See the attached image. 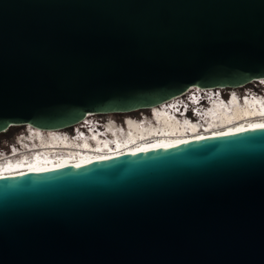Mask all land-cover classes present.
<instances>
[{"label": "water", "instance_id": "1", "mask_svg": "<svg viewBox=\"0 0 264 264\" xmlns=\"http://www.w3.org/2000/svg\"><path fill=\"white\" fill-rule=\"evenodd\" d=\"M264 76V0H0V131ZM0 264H264V125L0 175Z\"/></svg>", "mask_w": 264, "mask_h": 264}, {"label": "bare ground", "instance_id": "2", "mask_svg": "<svg viewBox=\"0 0 264 264\" xmlns=\"http://www.w3.org/2000/svg\"><path fill=\"white\" fill-rule=\"evenodd\" d=\"M264 79V76L252 78L246 82L237 85H224V86H198L196 84L188 85L182 92L177 93L171 97H168L159 103L152 104L146 108L142 109H132L127 111H121L123 114L121 122H107V125L113 126L115 123L119 125L120 132H114V143H110L107 135L100 136L99 134L93 136H84L83 138H73L69 140L71 142L70 145L53 143L52 145H46L49 141H58L63 140L61 135L62 131L67 133V138L73 133V128H78L81 126V122L84 120H93V119H103L101 117H94L92 114H100L106 115L108 111L102 112H90L87 111L81 119L74 122L71 126L68 127H56V128H43L38 126H33L30 123H18L14 125L22 126L23 133H21V141L18 142V137L16 136L14 142L10 143V148L13 150H17L15 153L4 154L7 155L5 159H7V163L1 165L0 163V175L11 174L16 172H24L35 169H46V168H56L68 164H80L84 163L88 160H92L95 158H101L106 156H112L116 154H120L123 152H135L141 151L148 148H156L160 146H166L178 143L182 140H186L189 138H196L200 136H206L210 134H218V133H227V132H235L238 130H242L244 128H249L253 126L264 125V114L255 115L253 114L254 108L257 106L259 108L264 109V97H262V101L260 98H256V96L248 97L243 101H240L238 98L233 103L230 104V107L226 108L224 111H220L219 117L220 122H214L212 125L214 126H204L202 128H196V126H187L184 120L185 115L189 119H194L195 116L188 111L184 113H174V118L164 115L162 112L157 110L160 104H163L169 100H181L184 98L185 92L189 91L190 87L196 86L200 89L207 90H232L237 91L238 88H248L249 85L252 86V81H257V79ZM229 88V89H227ZM253 89L256 91H261L259 87L255 84ZM264 93V92H262ZM254 108H251V107ZM154 111L153 117L152 113ZM116 111H114L115 113ZM137 117L143 116V121L141 123L135 120ZM245 114V115H242ZM229 117H234L235 120L229 122H223L222 119H227ZM106 118V117H105ZM106 120V119H105ZM127 128V129H126ZM161 128L160 132H165L167 135H163L160 137H153L150 139H138L139 136L148 134L152 131V129L158 130ZM69 133V134H68ZM92 133V132H91ZM94 134V133H92ZM104 134H107L105 132ZM123 134L125 136H123ZM19 136V134H18ZM23 137V138H22ZM20 138V137H19ZM66 138V137H65ZM132 139L131 142L129 139ZM80 140V141H79ZM25 141V142H23ZM29 143H40L43 146L36 147L35 149L42 148L43 151H48L50 154L57 153L59 151L66 150L67 153L58 157H39L38 155H34L32 160H29L28 157L30 151L34 148H27ZM84 145L83 147L80 145ZM8 146V145H7ZM106 147V148H105ZM9 149V148H8ZM76 149V150H75ZM1 151V150H0ZM4 151V150H3ZM6 153V151L4 152ZM37 153V152H35ZM15 155H21V159L15 157ZM3 156H0L2 159ZM11 159H14L11 162ZM10 160V161H9ZM27 168V169H25Z\"/></svg>", "mask_w": 264, "mask_h": 264}, {"label": "rangeland", "instance_id": "3", "mask_svg": "<svg viewBox=\"0 0 264 264\" xmlns=\"http://www.w3.org/2000/svg\"><path fill=\"white\" fill-rule=\"evenodd\" d=\"M252 82H253L252 86L249 85L248 88H253L254 84L257 83V82H254V80ZM227 89H229V88H227ZM242 89L243 88H238L236 92H240V91H242ZM134 115L136 116V113ZM92 116L101 117V118H103L102 120L106 119L105 121H109V122H113V121L121 122L123 114L121 112H115V113L111 112V113H108L106 115L105 114L100 115V114L95 113V114H92ZM22 131H23V129H22V126H20V125H10L4 131H0V148H2L0 150L3 151L5 149H7L8 148L7 145L11 142H14L16 136L17 137L20 136V135L18 136V133H23Z\"/></svg>", "mask_w": 264, "mask_h": 264}]
</instances>
